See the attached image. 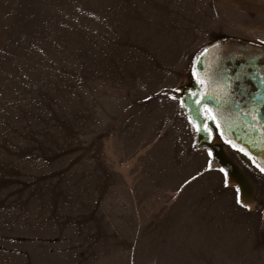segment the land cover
Masks as SVG:
<instances>
[{
  "label": "rangeland",
  "instance_id": "obj_1",
  "mask_svg": "<svg viewBox=\"0 0 264 264\" xmlns=\"http://www.w3.org/2000/svg\"><path fill=\"white\" fill-rule=\"evenodd\" d=\"M241 27L214 0H0V264L61 253L89 202L77 260L128 232L134 264H264V176L225 147L253 185L237 204L179 91Z\"/></svg>",
  "mask_w": 264,
  "mask_h": 264
},
{
  "label": "flooded vegetation",
  "instance_id": "obj_2",
  "mask_svg": "<svg viewBox=\"0 0 264 264\" xmlns=\"http://www.w3.org/2000/svg\"><path fill=\"white\" fill-rule=\"evenodd\" d=\"M193 66L205 83H197L192 67L183 86L191 87L187 104L195 115L200 111L203 134L208 131L210 142L239 153L264 176V44L223 36L202 48Z\"/></svg>",
  "mask_w": 264,
  "mask_h": 264
},
{
  "label": "crops",
  "instance_id": "obj_3",
  "mask_svg": "<svg viewBox=\"0 0 264 264\" xmlns=\"http://www.w3.org/2000/svg\"><path fill=\"white\" fill-rule=\"evenodd\" d=\"M214 1L218 5V7L222 9L224 14L226 15V18L233 20V22L239 26H243L241 27V29L247 30L244 31L245 33H242L241 36L235 34H231L230 36H235L242 39H246L248 41H253L257 43L259 42L261 44H264L262 43L263 40H258L256 38L254 39L253 37H247V35L252 36L257 33L264 35V0H214ZM244 26L246 28H244ZM206 175H225V173L221 171L220 168L212 167V171L210 172L208 171ZM126 199L127 200H125V202H129L128 197H126ZM91 208H92V202H89L88 209L78 212L76 214L77 218L74 219L73 221H79L80 223L79 225L69 229L67 232L69 237L64 236L62 241L58 244L59 248L63 250L61 253L53 254L51 256L49 254H46L43 245L37 247L28 246V255L25 256L16 255V256L8 257L7 259L10 261L9 264H80V262L84 264H134V260H136L138 256L135 258L134 257L129 258V256L124 257V255L128 253V251L126 252L125 250L127 249L130 251V248H128L126 245L133 244L132 243L133 238H131L128 241L124 235L126 234L128 237H130L128 232L121 233V235L119 236L112 237L110 235L108 251L102 252V250L97 249L96 252L91 255L90 260L87 259L77 260L73 257L72 249H71L72 247L70 246V243L76 241V232H77L76 229L78 227H82L85 229V232H88V229L90 228V225L92 223L90 222L88 216V212L91 210ZM189 211L192 212V210ZM187 213L188 211H185L184 213H180L177 216L173 215L174 220L176 221L181 220V218L187 216ZM194 226L195 225L187 224L185 222L184 229L186 231L188 229L187 232L188 235L191 234V230L194 228ZM85 232L82 233V235L85 234ZM28 233H31V230L29 228H28ZM139 235L144 239V237L140 233ZM112 243H116L121 248V252H119L117 255H115L112 252L113 250ZM143 243L145 242H142L140 244ZM91 247L92 245L90 244L89 248L87 250H84L85 257L89 256L88 251Z\"/></svg>",
  "mask_w": 264,
  "mask_h": 264
},
{
  "label": "water",
  "instance_id": "obj_4",
  "mask_svg": "<svg viewBox=\"0 0 264 264\" xmlns=\"http://www.w3.org/2000/svg\"><path fill=\"white\" fill-rule=\"evenodd\" d=\"M190 88L191 87L183 86L179 91L181 94L184 110L186 111L192 122L195 123L200 129V131H196V145L199 147H209L212 152V160L217 163V165H221L224 170L228 171L230 176L239 185L241 192H244L248 198L252 199L254 192L253 185L250 179L247 177L246 173L227 154L222 144H214L210 142V133L208 131L206 134H203L204 127L202 126V123L200 124L197 121V115H201L200 111L195 115V113H193L191 109H189L186 94Z\"/></svg>",
  "mask_w": 264,
  "mask_h": 264
},
{
  "label": "snow or ice",
  "instance_id": "obj_5",
  "mask_svg": "<svg viewBox=\"0 0 264 264\" xmlns=\"http://www.w3.org/2000/svg\"><path fill=\"white\" fill-rule=\"evenodd\" d=\"M262 43H264V41H262ZM207 51V49H205V52ZM192 74H193V76L194 77H196L197 78V83L198 84H204L205 83V81L203 80V79H200L198 76H197V72L195 71V66H193V72H192ZM262 83H264V81H262ZM192 95H197V93H192ZM208 95H211L210 93L208 94ZM173 98H175V97H173ZM200 101L199 100H197V103H199ZM181 107H183V102H181ZM247 115H250V116H252V118L253 119H256V117L253 115V113H252V111H249L248 113H247ZM213 120H215V117H211ZM191 122V121H190ZM193 127H194V129L196 130V131H200V129L198 128V127H196V125L195 124H193ZM218 127H219V125H218ZM233 147H235V145H233ZM240 151H244V149H240ZM209 155H211V153H209ZM245 155H248V153L247 152H245ZM221 171H223V169H221ZM261 171H264V168H261ZM236 203L237 204H241L242 206H245V207H247V205H244L243 203H242V200H241V194H240V189L239 188H237L236 189Z\"/></svg>",
  "mask_w": 264,
  "mask_h": 264
},
{
  "label": "bare ground",
  "instance_id": "obj_6",
  "mask_svg": "<svg viewBox=\"0 0 264 264\" xmlns=\"http://www.w3.org/2000/svg\"><path fill=\"white\" fill-rule=\"evenodd\" d=\"M212 162H213V164H216L217 165V163H215L213 160H212ZM221 166V165H220ZM226 171V170H225ZM226 173L228 174V179H229V181H232V182H235L236 184H237V182L230 176V174L228 173V171H226ZM237 186H238V188L240 189V187H239V185L237 184ZM240 194H241V198L243 199V200H246L247 202H251L252 201V199H250V198H248L247 196H246V194L243 192H241V190H240ZM242 200V201H243Z\"/></svg>",
  "mask_w": 264,
  "mask_h": 264
}]
</instances>
